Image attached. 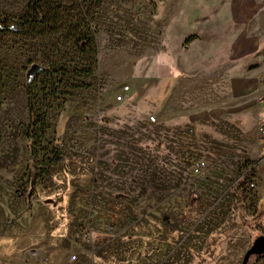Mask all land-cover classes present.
Returning <instances> with one entry per match:
<instances>
[{"label":"rangeland","instance_id":"374dc122","mask_svg":"<svg viewBox=\"0 0 264 264\" xmlns=\"http://www.w3.org/2000/svg\"><path fill=\"white\" fill-rule=\"evenodd\" d=\"M76 1L63 0L61 14L82 7L92 19L93 73L68 77L90 86L58 88L70 94L47 113L34 178L29 62L85 60L62 27L20 31L28 0H0L12 19L0 29V264H264V249L252 252L264 238V123L255 116L249 147L231 159L221 155L236 137L214 112L200 121L222 89L218 57L238 31L231 0ZM260 13L252 31L264 40ZM54 139L65 160L50 166Z\"/></svg>","mask_w":264,"mask_h":264},{"label":"trees","instance_id":"16d2710c","mask_svg":"<svg viewBox=\"0 0 264 264\" xmlns=\"http://www.w3.org/2000/svg\"><path fill=\"white\" fill-rule=\"evenodd\" d=\"M90 1L100 3L102 0H79L77 5ZM63 5V0H28L24 14L19 18V27L22 32L41 33L49 29L56 33L62 27V32L70 35L69 39L73 47L85 60L84 65L81 63L72 68H67L65 65L55 68L56 66L51 64L43 66L36 62H29L25 83L29 122L25 127L24 137L28 141V167L32 169L34 178L41 172L37 168V148L45 141V132L48 129L47 113L53 103L59 100L60 94H70L66 90L59 92L58 88L61 86L65 89L88 88L90 84L76 81L68 75L72 71L78 77L87 78L93 73L94 40L90 29L92 19L82 7L78 8L72 16L63 19L61 14ZM11 21L7 14L0 13V29L7 27ZM41 74H44L42 78H40ZM66 78L68 81L64 83ZM60 147V142L54 139L47 150L46 160L50 166L64 162Z\"/></svg>","mask_w":264,"mask_h":264},{"label":"crops","instance_id":"0c3cea01","mask_svg":"<svg viewBox=\"0 0 264 264\" xmlns=\"http://www.w3.org/2000/svg\"><path fill=\"white\" fill-rule=\"evenodd\" d=\"M263 8L264 0L230 1V20L238 31L232 36L228 53L218 57L222 63L218 67L222 89L214 93V105L204 108L208 112L200 119L210 124L208 114L214 112L218 128L236 137L234 144L237 145L231 146L229 152H222L221 158L234 159L235 155H241L237 154L240 144L249 147L246 129L253 125L255 116L258 122L264 123V40L252 31L256 25L254 18ZM260 15L262 19L257 25L261 27L264 12Z\"/></svg>","mask_w":264,"mask_h":264},{"label":"built area","instance_id":"2783aa9c","mask_svg":"<svg viewBox=\"0 0 264 264\" xmlns=\"http://www.w3.org/2000/svg\"><path fill=\"white\" fill-rule=\"evenodd\" d=\"M129 90V86H123L120 90V94L117 95V100H123L124 99V96L126 95V93L128 92ZM155 117L154 116H151L150 117V121L151 122H155ZM260 136L262 138H264V126H262V128L260 129ZM203 168H205V161L201 160L199 162H197L196 166H195V171L197 173L201 172L203 170ZM252 186V185H251Z\"/></svg>","mask_w":264,"mask_h":264},{"label":"flooded vegetation","instance_id":"af4514ba","mask_svg":"<svg viewBox=\"0 0 264 264\" xmlns=\"http://www.w3.org/2000/svg\"><path fill=\"white\" fill-rule=\"evenodd\" d=\"M259 241H261V242H260L261 247H260L259 249H257V248H256V245L258 244ZM263 249H264V238H261V237H260V238H257V239L255 240L253 246H252V252H253L254 254H260V253L263 251Z\"/></svg>","mask_w":264,"mask_h":264},{"label":"water","instance_id":"95a60500","mask_svg":"<svg viewBox=\"0 0 264 264\" xmlns=\"http://www.w3.org/2000/svg\"><path fill=\"white\" fill-rule=\"evenodd\" d=\"M260 242H261V241H259L258 244L256 245V248H257V249H259V248L261 247Z\"/></svg>","mask_w":264,"mask_h":264}]
</instances>
